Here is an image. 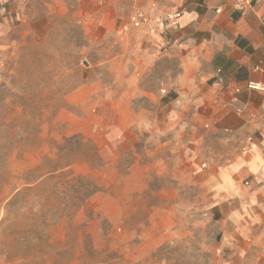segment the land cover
I'll use <instances>...</instances> for the list:
<instances>
[{"label":"rangeland","instance_id":"rangeland-1","mask_svg":"<svg viewBox=\"0 0 264 264\" xmlns=\"http://www.w3.org/2000/svg\"><path fill=\"white\" fill-rule=\"evenodd\" d=\"M59 12L0 48V264H213L207 149L163 107L165 63Z\"/></svg>","mask_w":264,"mask_h":264},{"label":"crops","instance_id":"crops-1","mask_svg":"<svg viewBox=\"0 0 264 264\" xmlns=\"http://www.w3.org/2000/svg\"><path fill=\"white\" fill-rule=\"evenodd\" d=\"M176 9L171 26L164 16ZM55 10L94 40L135 34L126 42L147 65L165 63L163 107L180 131H192L188 144L207 149L195 176L211 200L213 264H264V0H0V48ZM136 12L141 28L123 32ZM97 89L93 82L76 91Z\"/></svg>","mask_w":264,"mask_h":264},{"label":"built area","instance_id":"built-area-1","mask_svg":"<svg viewBox=\"0 0 264 264\" xmlns=\"http://www.w3.org/2000/svg\"><path fill=\"white\" fill-rule=\"evenodd\" d=\"M248 5L250 4V0H244ZM236 7L238 9H241L243 10L244 9V6L243 5H240V4H236ZM181 15V10L180 9H176L174 11H168L164 18L165 20L167 21L168 24H170L171 26L172 25H175L176 22H177V19L180 17ZM131 20H132V23L134 26H141V23L145 21V17L139 13V12H136L132 17H131ZM247 87L248 88H252V89H259L260 86L255 83V82H248L247 83ZM164 92V90H162Z\"/></svg>","mask_w":264,"mask_h":264},{"label":"water","instance_id":"water-1","mask_svg":"<svg viewBox=\"0 0 264 264\" xmlns=\"http://www.w3.org/2000/svg\"><path fill=\"white\" fill-rule=\"evenodd\" d=\"M83 63H85V64H86V61H84Z\"/></svg>","mask_w":264,"mask_h":264},{"label":"trees","instance_id":"trees-1","mask_svg":"<svg viewBox=\"0 0 264 264\" xmlns=\"http://www.w3.org/2000/svg\"><path fill=\"white\" fill-rule=\"evenodd\" d=\"M69 139V138H68ZM71 139V138H70Z\"/></svg>","mask_w":264,"mask_h":264}]
</instances>
